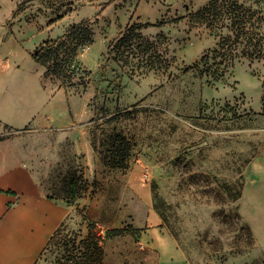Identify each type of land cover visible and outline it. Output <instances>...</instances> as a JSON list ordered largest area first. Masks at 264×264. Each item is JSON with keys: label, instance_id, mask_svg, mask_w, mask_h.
<instances>
[{"label": "rangeland", "instance_id": "374dc122", "mask_svg": "<svg viewBox=\"0 0 264 264\" xmlns=\"http://www.w3.org/2000/svg\"><path fill=\"white\" fill-rule=\"evenodd\" d=\"M208 1L0 0L3 118L21 127L11 137L42 196L66 204L67 173L81 175L56 239L78 242L91 224L105 264H264V61L236 60L216 81L202 72L216 68L201 58L218 39L194 17ZM82 20L92 42L75 56L74 86L45 78L31 55ZM133 25L115 61L109 46ZM26 113L51 127H25ZM112 132L131 143L126 170L92 149ZM61 250L34 264H57Z\"/></svg>", "mask_w": 264, "mask_h": 264}, {"label": "trees", "instance_id": "16d2710c", "mask_svg": "<svg viewBox=\"0 0 264 264\" xmlns=\"http://www.w3.org/2000/svg\"><path fill=\"white\" fill-rule=\"evenodd\" d=\"M264 3V0H259ZM194 17L202 22L218 39L216 48L204 55L201 61H213L215 69L202 71L214 81L224 76L225 72L234 65L236 60L264 61V11L246 7L236 0H209L200 8ZM181 19V18H180ZM180 19L171 20L175 23ZM164 21L152 26L161 27ZM133 25L125 30L121 36L109 46L117 61L119 54L129 42L132 34L138 30ZM146 27V26H143ZM92 42V31L88 20H82L76 25L68 27L65 33L53 41H46L31 55L32 60L41 63L45 68V78L54 76L62 79L61 85L74 86L73 79L78 75L80 68L75 64V56L79 49ZM194 64L191 68H196ZM262 106L264 108V78L262 81ZM105 141L108 148L98 151L92 142V149L100 154L101 162L114 170H126L131 151L130 141L120 133L112 132ZM104 146V142L99 144ZM67 190L69 200L67 205L73 204L86 190L85 182L76 170L67 173ZM78 183V184H77ZM80 185V186H78ZM52 199L51 197H47ZM63 226V222L48 240L45 248L58 244L63 254L57 264H105L104 250L101 241L97 238L94 228L88 225L87 235L76 241L74 237L64 236L56 239ZM123 230L112 229L107 231L106 237L118 236ZM42 251V252H43Z\"/></svg>", "mask_w": 264, "mask_h": 264}, {"label": "crops", "instance_id": "0c3cea01", "mask_svg": "<svg viewBox=\"0 0 264 264\" xmlns=\"http://www.w3.org/2000/svg\"><path fill=\"white\" fill-rule=\"evenodd\" d=\"M9 111L8 102L1 101L0 264H34L50 237L70 213V206L40 194L28 157L11 137L12 131L21 127L3 118L9 115ZM32 116V113H26L25 117H19L24 119L22 124L28 122L25 127H51L52 120L44 122Z\"/></svg>", "mask_w": 264, "mask_h": 264}]
</instances>
